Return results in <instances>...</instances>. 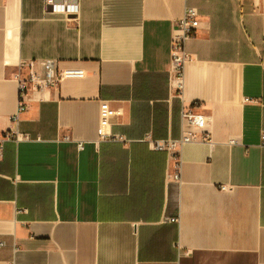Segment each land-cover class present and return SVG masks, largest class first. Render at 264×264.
<instances>
[{
    "label": "crops",
    "instance_id": "obj_1",
    "mask_svg": "<svg viewBox=\"0 0 264 264\" xmlns=\"http://www.w3.org/2000/svg\"><path fill=\"white\" fill-rule=\"evenodd\" d=\"M188 7L181 99L170 49ZM28 60L83 76L31 92L14 123ZM102 101L119 140L100 137ZM184 107L210 138L183 143L177 181L149 140L190 130ZM17 129L33 139L0 156V264H264V0H79L73 15L0 0V133Z\"/></svg>",
    "mask_w": 264,
    "mask_h": 264
},
{
    "label": "built area",
    "instance_id": "obj_2",
    "mask_svg": "<svg viewBox=\"0 0 264 264\" xmlns=\"http://www.w3.org/2000/svg\"><path fill=\"white\" fill-rule=\"evenodd\" d=\"M242 2L243 0H239ZM45 5L51 11L56 13H64L65 15L77 14L79 10V0H45ZM62 7V8H61ZM201 21L199 12L194 7H188L182 18L177 19L173 24V32L171 38V64L170 78L171 87L177 91V95L182 99L185 88V67L187 62L191 60V54L187 51L186 45L188 40L195 36L196 31L200 28ZM18 73L16 80L19 85V108L18 112L12 117L14 123H18L19 114L27 110V102L30 99V93L33 91H41L50 87H57L65 77H81L83 72L80 70L61 71L55 62L48 61L45 63L44 71L41 72L34 67V61H21L18 65ZM28 68L29 72L26 77L22 76V70ZM106 101L101 102L100 106V137L101 139L119 140L114 135H107L104 127L109 123L111 116L115 114ZM182 121L190 130L183 131L179 139H151L149 140L151 147L157 150H166L175 159L174 178L181 180V158L180 148L183 143L190 140H208L210 134L206 130L207 117L204 114L195 112L191 107L183 108ZM33 137L30 133L17 130H6L0 133V156L3 153L4 145L8 141L20 142L30 141ZM262 145L264 146V134L262 136ZM82 147V144H79ZM3 243H0V248Z\"/></svg>",
    "mask_w": 264,
    "mask_h": 264
},
{
    "label": "bare ground",
    "instance_id": "obj_3",
    "mask_svg": "<svg viewBox=\"0 0 264 264\" xmlns=\"http://www.w3.org/2000/svg\"><path fill=\"white\" fill-rule=\"evenodd\" d=\"M62 8V7H61Z\"/></svg>",
    "mask_w": 264,
    "mask_h": 264
},
{
    "label": "rangeland",
    "instance_id": "obj_4",
    "mask_svg": "<svg viewBox=\"0 0 264 264\" xmlns=\"http://www.w3.org/2000/svg\"><path fill=\"white\" fill-rule=\"evenodd\" d=\"M50 10V9H49Z\"/></svg>",
    "mask_w": 264,
    "mask_h": 264
}]
</instances>
